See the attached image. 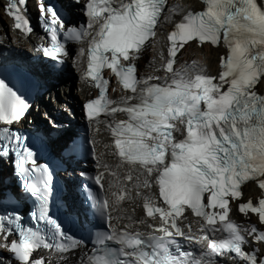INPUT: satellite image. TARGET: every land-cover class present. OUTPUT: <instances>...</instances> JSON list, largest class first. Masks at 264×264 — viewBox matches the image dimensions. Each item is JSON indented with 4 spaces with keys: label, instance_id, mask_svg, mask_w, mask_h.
I'll return each instance as SVG.
<instances>
[{
    "label": "snow or ice",
    "instance_id": "snow-or-ice-1",
    "mask_svg": "<svg viewBox=\"0 0 264 264\" xmlns=\"http://www.w3.org/2000/svg\"><path fill=\"white\" fill-rule=\"evenodd\" d=\"M75 2L80 3V0ZM113 3L118 6L113 7ZM25 4L26 0H9L5 6L6 14L11 12L17 23L19 18L27 24L20 8ZM8 5H13L15 11ZM162 5L163 0L147 4L145 0H131V3L112 0V3H105L97 10L96 0L84 2L89 28L93 23L101 22L102 13H107L92 43L95 50L102 48L104 53H112V62L107 66L122 76L124 88L133 93L137 91V81L132 75L134 69L128 67L118 71L116 54L128 61L130 50H140L152 32ZM248 5L237 7L236 0H213L207 12L201 14L207 17L206 20L200 19L197 23L196 18L185 17L188 23H179L178 31L170 36V39L179 36L185 42L198 38L201 42L210 41L216 45L223 30V41L229 46V55L223 62L225 70L218 83L213 82L215 78L200 74L176 79L175 76L179 75L176 73L167 86L153 85L142 89L141 104L126 109L130 120L117 124L114 129V135L119 137L117 148L120 155L128 163L139 164L149 176L156 173L159 194L172 212L180 215L184 211L183 206L187 205L197 216L204 217L209 226L215 224V214L204 210L202 194L206 191L211 193L207 206L223 210L219 219L224 221L228 201L223 199V194L229 191L225 185L231 181V188L234 189L238 181L248 178L249 170L264 176V97L251 90L258 78L264 76V12H258L251 0H248ZM49 13L52 17L49 30L54 51L47 48L44 51L55 59V54L62 50L55 44L56 26L63 29L64 25L55 12L49 9ZM106 60L103 54L90 56L89 75L93 79H98L99 70ZM167 68L172 71L171 62ZM225 84L228 85L227 90H222ZM24 109L19 96L0 81V122L11 125L23 117ZM180 125L186 127V136L177 141L173 132H180ZM9 133L8 127L0 130V137L6 141L4 151L11 149L17 152L13 145L19 146V136L13 133L9 136ZM17 155V166L23 173L25 162L18 152ZM254 164L256 167H253ZM259 186L264 188V182ZM231 195L238 197L240 193L232 191ZM262 201L264 199L259 201V205ZM145 207L149 215L154 211L162 212L163 220L172 215V212L152 208L147 203ZM250 208L259 214L264 223L259 208L252 205ZM176 230L180 231L179 228ZM225 231L236 239L220 241L218 249L212 244L210 251L214 254L234 252L251 264H257L255 251L245 253L242 250L245 240L236 227L227 224ZM256 231L254 226L250 230L252 235H256ZM138 243L137 240L128 241L129 247ZM32 247L25 242L15 250L16 257L28 256Z\"/></svg>",
    "mask_w": 264,
    "mask_h": 264
},
{
    "label": "bare ground",
    "instance_id": "bare-ground-1",
    "mask_svg": "<svg viewBox=\"0 0 264 264\" xmlns=\"http://www.w3.org/2000/svg\"><path fill=\"white\" fill-rule=\"evenodd\" d=\"M199 5L195 0H168L166 11L161 18L160 24L157 27V34L153 40L148 42L146 47L136 56L139 66V73L142 78L153 79L156 76H164L161 67L166 59V28H170L176 22L182 19L189 8H198ZM2 3L0 2V25L3 32L0 38H4L7 43L32 41L34 35L24 36L22 34L9 31L10 22L2 12ZM15 44V43H14ZM219 48H210L207 45L197 46L189 44L185 46L179 53L176 62V68L184 74L191 76L193 73L203 71L211 73L217 69V61ZM72 68L75 72L73 78L67 80L70 84L69 90L63 92L61 103L71 100H82L89 96L91 90L89 84L82 83L78 78L82 69L84 55L75 51L70 54ZM68 88V86H67ZM66 89V87H65ZM67 90V89H66ZM115 90V94H116ZM61 94H59V97ZM96 144L98 152L96 159L100 164L99 169H104L106 194L110 200L111 225L113 227H126L130 230L146 228L154 219L145 214V204L153 201L161 200L159 194V185L156 183V176L153 173L151 176L147 172L136 169L134 166L123 165L118 162L114 147L108 141L103 133L96 135ZM148 180V184L146 183ZM248 192L258 194L257 190L249 186ZM121 199H117L121 196ZM238 220L253 219L251 216H237ZM185 229H194L197 224L193 217L185 216L183 218ZM200 251L206 252L202 245L198 243ZM3 256L0 264H13L10 261L9 255L2 244ZM48 254V260L45 264H70L72 258L74 260L80 256L76 251V255L72 257L64 255L63 260L58 256Z\"/></svg>",
    "mask_w": 264,
    "mask_h": 264
}]
</instances>
